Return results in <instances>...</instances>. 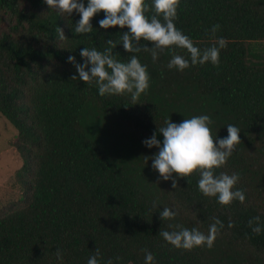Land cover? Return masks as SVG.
I'll return each mask as SVG.
<instances>
[{
    "label": "trees",
    "instance_id": "trees-1",
    "mask_svg": "<svg viewBox=\"0 0 264 264\" xmlns=\"http://www.w3.org/2000/svg\"><path fill=\"white\" fill-rule=\"evenodd\" d=\"M104 15L94 16L92 33L77 35L76 12L60 16L45 0H0V114L17 130L12 147L22 161L8 181L14 192L0 201V264H87L96 248L100 264H145L144 249L156 264H264V231L256 235L248 225L259 216L264 227V0H181L174 23L194 46L210 47L212 26H221L215 35L226 47L218 67L181 72L167 67L170 54L153 62L149 52L118 44V60L136 55L147 65L150 88L136 104L71 80L78 73L69 56L83 64L81 49L104 51L107 39L119 43L128 31L101 28ZM199 115L213 121L214 138L227 137L228 124L240 129L241 143L216 173L239 174L234 190H243L244 203L204 196L198 173L175 189L153 170L147 157L158 149L143 141L166 120ZM164 207L179 215L162 221ZM213 217L224 227L211 249H177L159 235L175 225L207 234Z\"/></svg>",
    "mask_w": 264,
    "mask_h": 264
},
{
    "label": "clouds",
    "instance_id": "clouds-1",
    "mask_svg": "<svg viewBox=\"0 0 264 264\" xmlns=\"http://www.w3.org/2000/svg\"><path fill=\"white\" fill-rule=\"evenodd\" d=\"M45 3L60 16L71 17L74 12L78 13L80 19L73 28L77 35L92 33L94 28L91 21L100 12L105 14L104 18L99 20L101 28L119 26L120 29H128L127 32H122L119 43L107 39L108 47L104 51L88 47L81 49L83 64L77 63L75 56L67 58V62L73 64L78 73V76L73 75L71 80L79 79L89 85L95 84L100 96L129 95L133 104H136L139 97L150 88L147 65H143L136 55H132L127 62L118 60L113 54V49L118 44H122L128 53L149 52L153 62H156L161 54H170L171 59L167 67L181 72L190 66H203L209 62L218 67L220 50L226 47V41L223 38L217 39L215 35L221 28L219 24L211 28L214 43L210 47L201 50L194 46L193 41L174 23L178 18L181 0H151V4L146 0H87V5L84 0H45ZM150 11L153 14L149 18L146 13ZM55 31L58 33L59 42L67 38L63 28L57 27ZM147 42H151L152 46L149 47ZM177 48L186 50L188 57L177 54ZM212 123L208 115L193 116L180 123L166 120L165 126L159 127L158 132L143 141L147 148L158 149L153 156L147 158L152 160V168L159 173V178L164 181L171 180L175 189L179 179H186L190 183L192 174L198 173V187L204 196L216 197L218 202L225 206L236 200L244 203L246 197L243 190H234L240 180L239 174L216 173V169L224 167L237 150L241 143V131L238 127L228 124L227 137L214 138L209 127ZM159 134L163 135V141L158 139ZM153 207H157L156 202H153ZM178 215V209L174 211L164 207L160 212V219L172 220ZM212 219L214 223L209 226L207 234L195 227L188 229L175 225L178 230H160L159 235L177 249L190 251L195 247L204 246L211 249L219 230L224 227L218 218ZM259 221V216L248 221L252 233L256 235L264 231ZM234 226L230 220L228 227ZM169 227L172 228L173 225L170 224ZM143 251L145 264H156L153 254L147 249ZM56 256L58 260H63L61 250L56 251ZM99 256L100 250L96 248L95 254L88 259L87 264H100ZM116 260H122V257H116ZM106 264H113V260H107Z\"/></svg>",
    "mask_w": 264,
    "mask_h": 264
},
{
    "label": "rangeland",
    "instance_id": "rangeland-1",
    "mask_svg": "<svg viewBox=\"0 0 264 264\" xmlns=\"http://www.w3.org/2000/svg\"><path fill=\"white\" fill-rule=\"evenodd\" d=\"M17 138V130L0 114V201L6 199L7 194L14 192L8 181L21 168V158L12 147Z\"/></svg>",
    "mask_w": 264,
    "mask_h": 264
}]
</instances>
